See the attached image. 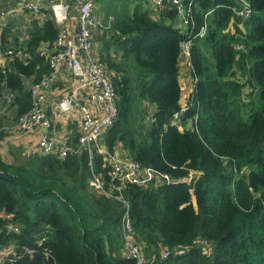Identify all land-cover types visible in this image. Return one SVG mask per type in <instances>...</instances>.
<instances>
[{
  "label": "trees",
  "instance_id": "trees-1",
  "mask_svg": "<svg viewBox=\"0 0 264 264\" xmlns=\"http://www.w3.org/2000/svg\"><path fill=\"white\" fill-rule=\"evenodd\" d=\"M150 1L155 14L149 0L114 4L105 16L95 6L96 56L117 93L102 140L170 181H112L100 155L96 170L128 205L141 264H264V0ZM42 7L44 20L31 19L21 45L28 60L0 72V98L3 88L17 92L16 116L30 108L27 84L49 74L39 47L59 33ZM245 8L248 17L237 13ZM185 42L194 82L182 100ZM8 136L0 117V147ZM13 143L6 158L0 150V249L14 264H135L123 254L124 204L90 187L86 151L58 158ZM174 248L186 252L163 257Z\"/></svg>",
  "mask_w": 264,
  "mask_h": 264
},
{
  "label": "built area",
  "instance_id": "built-area-1",
  "mask_svg": "<svg viewBox=\"0 0 264 264\" xmlns=\"http://www.w3.org/2000/svg\"><path fill=\"white\" fill-rule=\"evenodd\" d=\"M158 8L164 3L178 4L179 0H153ZM46 5L51 17L59 29L57 38L52 45L42 44L38 52L48 62L49 74L40 81H30L27 90L30 97V108L24 113L13 117L12 124L3 126L6 132L18 135L36 132L38 141L33 153L38 155H56L64 158L69 153L86 151L89 157L91 172L90 185L94 190H99L123 202L125 212L122 218V236L124 239L123 254L126 258L135 260V264L143 262L140 246L132 235L131 222L127 215L128 205L120 195H114L112 190L105 189L103 176L96 170L93 158L95 155L103 157V165L109 167L108 175L112 181L118 183H136L156 185L162 181H170L166 174H160L151 169L143 168L138 162L119 154V150L111 152L102 140L104 131L113 124L117 115V93L109 79L106 65L97 58L94 31L102 26L93 0H34L25 1L20 7L29 13L36 14ZM242 17H248L250 10L245 8L237 11ZM0 11V17L3 16ZM75 18L72 19V15ZM76 21L73 27V22ZM206 28L200 32L204 36ZM189 43L182 44L181 49H189ZM26 47L21 45L0 47V72L14 70L12 67L15 59L22 62L28 60ZM65 72L66 75L61 74ZM59 82L74 84L67 87V95L59 96L53 102L55 115H69L75 122L74 128H66L61 134L54 135L55 123L48 113V93L52 87H58ZM16 94L8 90L4 95L2 111L5 115L14 116L16 110ZM184 108L181 109V113ZM177 115H175L176 117ZM12 117V116H11ZM76 133V141L73 134ZM118 189V188H117ZM119 190V189H118ZM206 244L205 242H203ZM183 248L165 250L163 257L169 255H183ZM11 252L0 249V264H14L15 260L9 258Z\"/></svg>",
  "mask_w": 264,
  "mask_h": 264
},
{
  "label": "crops",
  "instance_id": "crops-1",
  "mask_svg": "<svg viewBox=\"0 0 264 264\" xmlns=\"http://www.w3.org/2000/svg\"><path fill=\"white\" fill-rule=\"evenodd\" d=\"M25 1H32L34 2V0H0V11L3 12V16L0 17V33L3 31L4 28H8L9 27V31H13V29H16V25H15V21L13 20L15 17L17 16V12H19V14L24 18V30L22 31V35L18 38V40L16 38H11L12 34L8 33V37H7V41L6 44H4V47L7 48L8 46H12V45H22L26 42V40L28 39V29L30 27H32V22L31 19L34 18V16L39 20V21H43L44 17L46 16L44 13H42V8H40V10L36 13H29L27 11H24L21 7L20 4L22 2ZM42 13V14H41ZM155 14V13H154ZM75 14L72 15V19L75 18ZM179 22V20H176L174 24H177ZM12 24V27H11ZM14 24V26H13ZM76 21L73 22V27L75 26ZM6 25V26H5ZM5 26V27H3ZM21 31V30H20ZM99 31V30H98ZM15 37H17V35L15 34V32H13ZM95 39L97 38V31L94 34ZM16 43V44H15ZM2 42L0 39V47L2 48ZM96 48H97V44H96ZM179 67H180V77H179V82L181 85V89H182V99H186L189 96V93L192 91L193 89V82L194 79L190 73L191 70V66H190V62L188 60V58H186L182 52L181 49V56L179 59ZM62 76L66 75L65 72H63L61 74ZM73 82L70 83H62L59 82L58 83V87H52L49 90L48 93V103H49V107H48V113L50 115V117L52 118V121H54L55 126V133L54 135H58L61 134L66 128H70V124L73 123L70 119H69V115H62V116H56L55 115V111H54V104L53 102L55 101V99L59 96H65L67 95L68 91H67V87H70L73 85ZM8 90H10L9 88H3L2 91V96L0 98V115L3 116L4 118V123H8V124H12L13 122V113L11 111L10 115H5L2 111L3 105H4V95L8 92ZM14 92L17 96V92L16 91H12ZM182 101V100H181ZM16 109V108H15ZM14 115L16 117V113L14 112ZM12 116V117H11ZM2 118V119H3ZM7 124V125H8ZM9 137V143L7 142H3V144L0 147L3 149L5 145H9V144H15L13 142H17L18 146H21V149L23 151L24 154L26 153H32V151L34 150V147L38 141V133L36 132H31V133H26V134H21L18 135V133H10ZM36 141V143H35ZM11 144V145H12ZM20 144V146H19ZM1 154L6 158L7 154H4L1 152Z\"/></svg>",
  "mask_w": 264,
  "mask_h": 264
},
{
  "label": "rangeland",
  "instance_id": "rangeland-1",
  "mask_svg": "<svg viewBox=\"0 0 264 264\" xmlns=\"http://www.w3.org/2000/svg\"><path fill=\"white\" fill-rule=\"evenodd\" d=\"M126 0H94V4H95V6H96V10L98 11V13H99V15H101V16H105V13H107V11L109 10V8L112 6V5H114V4H121V3H123V2H125ZM131 4V3H130ZM147 5H148V7L151 9L150 11H151V13H154L155 12V10L153 9V6H152V3H151V1L149 0V2L147 3ZM157 7V6H156ZM158 8V7H157ZM17 16L18 17H15L13 20L15 21V25H16V27L14 26V24H13V26L16 28V29H13V27H12V24H11V27H12V29H13V31H9V27H8V33H11L12 34V39L13 38H16L17 40H18V38L22 35V31L24 30V18L19 14V12H17ZM6 26V25H5ZM5 26H3V27H5ZM234 27H232V29H233ZM21 30V31H20ZM13 32H15V34L17 35V37H15V35H14V33ZM99 36H101L102 34L101 33H97ZM9 36V35H8ZM99 36H97V38L99 37ZM97 38H96V44H97V49L100 47L101 48V46H102V42H99L98 40H97ZM182 52H183V54H184V56L186 57V58H188V60H189V62H190V66H191V53H190V49H186V50H183L182 49ZM245 92L246 93H249L250 92V90H249V87L247 88V89H245ZM183 100V99H182ZM14 112H16L15 110H14ZM149 112H151V110H149L148 111V113ZM0 117H1V119L3 118V116L2 115H0ZM14 117H15V115H14ZM8 123H4V118L2 119V127L3 126H8L7 125ZM10 125V124H9ZM7 143H9V142H7ZM35 143H36V141H35ZM15 147V145L14 144H7V145H5L4 146V148L2 149L1 148V152L2 153H4V154H10L11 153V150L13 149ZM119 154H121L122 155V153L119 151ZM17 155H16V153H13V157H16ZM90 187L93 189V187L90 185ZM94 190V189H93ZM121 236H122V232H121ZM122 242H123V246H124V239H123V236H122ZM138 245H139V243H137ZM140 246V245H139Z\"/></svg>",
  "mask_w": 264,
  "mask_h": 264
}]
</instances>
